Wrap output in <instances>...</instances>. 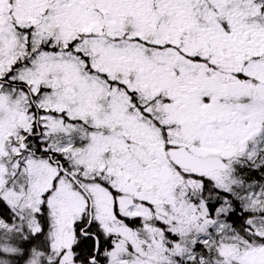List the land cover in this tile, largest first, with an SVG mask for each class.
<instances>
[{
	"label": "snow or ice",
	"instance_id": "1",
	"mask_svg": "<svg viewBox=\"0 0 264 264\" xmlns=\"http://www.w3.org/2000/svg\"><path fill=\"white\" fill-rule=\"evenodd\" d=\"M0 264H264V0H0Z\"/></svg>",
	"mask_w": 264,
	"mask_h": 264
}]
</instances>
